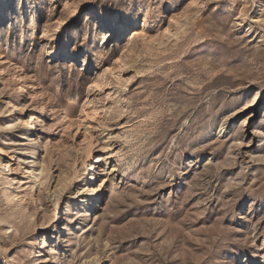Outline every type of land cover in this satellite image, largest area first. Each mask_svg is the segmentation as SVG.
I'll return each instance as SVG.
<instances>
[{
    "label": "rangeland",
    "instance_id": "374dc122",
    "mask_svg": "<svg viewBox=\"0 0 264 264\" xmlns=\"http://www.w3.org/2000/svg\"><path fill=\"white\" fill-rule=\"evenodd\" d=\"M1 159L0 264H264V0H0Z\"/></svg>",
    "mask_w": 264,
    "mask_h": 264
},
{
    "label": "bare ground",
    "instance_id": "6f19581e",
    "mask_svg": "<svg viewBox=\"0 0 264 264\" xmlns=\"http://www.w3.org/2000/svg\"><path fill=\"white\" fill-rule=\"evenodd\" d=\"M257 1L260 2V0H257ZM108 26H113V25L112 24H108ZM6 104H7V107H8L6 112H8V113H6L7 115H5V116H7V117L12 116V114H13L12 112L14 110V106L15 105H13V103H11L10 101H8ZM12 120L15 122L13 124H16L15 127L20 130L21 129V124L18 121H16L15 118H13ZM32 154H34V153H32ZM24 160H26V159H24ZM28 162H30L29 165H28ZM28 162H27V164L24 167L26 174L28 173L27 178H29L31 182L34 181L38 185L42 184L43 181H44L43 180V173H42L43 171H42V169H40L38 167L39 163H38V161L36 162V156L34 155ZM24 163H26V162H24ZM2 166L7 167L6 164H4L3 159L0 160V168ZM88 170L89 171L95 170V167L89 166ZM8 172H10V171H8ZM6 178L8 179V182H9L10 185H8L6 187V191H5L4 194L6 195L5 197H7L8 199H10L12 201L16 197V193H13L14 191L12 192V190H14V187H15V185H17L18 181H16L15 176L13 174H11V172H10V176L6 177ZM13 183H14V186L12 185Z\"/></svg>",
    "mask_w": 264,
    "mask_h": 264
}]
</instances>
